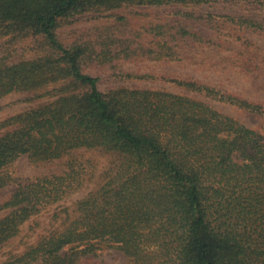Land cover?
<instances>
[{
  "label": "trees",
  "instance_id": "1",
  "mask_svg": "<svg viewBox=\"0 0 264 264\" xmlns=\"http://www.w3.org/2000/svg\"><path fill=\"white\" fill-rule=\"evenodd\" d=\"M242 1L264 12V0ZM236 2L0 0V39L9 42L5 51L25 37L40 39L42 49L28 59L0 56V99L22 92L25 100L40 101L0 121V189L16 183L0 206L7 210L0 220V249L26 220L82 187L92 162L78 153L112 159L101 185L76 201L74 215L65 209L57 227L0 264H78L104 245L121 251L127 264H264V132L214 104L264 118V102L194 78H170L173 90L103 91L101 75L87 69L112 61L111 45L128 49V40L107 35L68 42L59 32L63 21L101 19L123 7ZM117 20L123 25L126 17ZM202 20L203 29L232 24L237 35L264 33V21L178 11L171 24L147 30L160 37L155 47L139 44L134 53L177 61L195 45L227 47L223 39L216 42L219 30L210 42V34L199 30ZM232 43L233 52H242L243 42ZM237 63L246 71L258 68L251 59ZM113 71L118 79L134 77L117 66ZM22 155L34 163L68 161L61 174L16 179L7 168Z\"/></svg>",
  "mask_w": 264,
  "mask_h": 264
},
{
  "label": "rangeland",
  "instance_id": "2",
  "mask_svg": "<svg viewBox=\"0 0 264 264\" xmlns=\"http://www.w3.org/2000/svg\"><path fill=\"white\" fill-rule=\"evenodd\" d=\"M253 1V0H252ZM251 3L246 4L238 0L235 4L202 5L199 7L184 6H129L114 11L112 16L101 19H74L63 21L59 32L68 42L75 40H92L95 38H105L107 35L118 38L119 41L128 40L130 48L125 49L126 44H117L109 49L112 51L113 60L104 61V65L92 64L87 71L93 75H101L100 89L105 91L115 86L166 89L173 90L169 79L194 78L204 83L217 86L225 91L232 92L239 96H244L249 100L264 102V33L241 32L237 33V26L209 25L203 29V20L200 22L199 30L207 31L210 42L212 34L219 30L216 36L227 41L223 49L217 50L211 45H195L196 48L190 51H182L181 59L177 61L149 60L134 52L138 50L137 45L142 47H155L160 39L147 30L156 25L171 24V18L178 11H191L197 15H228L235 18H250L264 21V12L254 9ZM118 17H126L123 25H120ZM167 29V28H165ZM230 35L231 38L228 36ZM101 36V37H100ZM239 39L244 43L242 52L232 51L233 39ZM38 38L25 37L12 42L9 51H5L9 44L7 38L0 39V56L9 55L15 59H28L41 52ZM239 42L235 45L239 46ZM251 59L255 61L258 68L245 70L237 62ZM117 66L124 73L133 74L132 78L118 79L113 75V68ZM137 76V77H136ZM145 76V77H144ZM176 90V89H175ZM178 90V89H177ZM27 94L13 92L0 99V121L17 115L40 101L25 100ZM222 112L234 116L247 126L264 132V118L247 113L241 109L224 103H214ZM83 159H88L92 165H86V179L82 187L75 193L69 195L61 202L50 206L39 214L26 220L19 229L18 234L9 240L0 249V261H3L15 254L21 253L33 244L40 235L47 232L52 227H57L65 218V213L74 215L75 203L91 191H95L102 183L103 175L111 166L112 159L108 156L96 152L78 153ZM73 157L76 156L73 152ZM68 158L53 160L49 162L34 163L27 155L20 156L7 171L16 179L34 178L40 176H50L61 174L65 171V163ZM16 189V183L0 189V206L4 204ZM65 209L66 212H65ZM56 216H53L54 213ZM7 214V210H0V220ZM127 257L119 250L102 246L95 255L86 257L78 264H127Z\"/></svg>",
  "mask_w": 264,
  "mask_h": 264
}]
</instances>
